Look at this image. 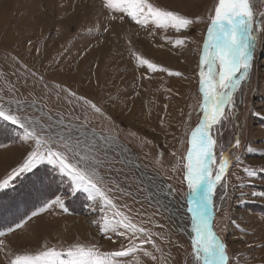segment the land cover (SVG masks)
<instances>
[{
	"label": "rangeland",
	"instance_id": "374dc122",
	"mask_svg": "<svg viewBox=\"0 0 264 264\" xmlns=\"http://www.w3.org/2000/svg\"><path fill=\"white\" fill-rule=\"evenodd\" d=\"M148 2L178 9L189 15L200 14L204 16L205 22L191 32H176L151 22L141 26L124 13L104 12V15H124V23L117 22L116 30L119 32L113 36L102 33V30L100 33L94 29L92 32L87 30L93 27V21L102 11L100 0H0V110L5 115L38 118L45 124H55L62 117L64 124H68L75 122L74 117L80 115V111L74 109L75 101L69 104L67 100L57 98L54 85H66L79 95L93 99L119 126H110L99 119L90 124L97 133L117 137L110 144L101 142L100 150L95 153L105 162L101 172L106 177L110 175L120 188L131 193L122 195L116 192L114 202L118 208H105L101 212L102 201L89 199L87 192L77 189L71 176L45 161L38 165V168L46 170L40 171L44 177L43 185L37 182L36 169H33V174L25 172L11 181L8 188L0 189V228L7 221L26 214L17 222L23 223L22 228L15 229V223L0 229L4 233L0 238L10 244L13 252L21 255L34 253L45 240L49 245H56L58 250L76 243L86 248L94 246L104 253L120 250L121 246L126 248L129 246L127 239L111 231L107 234L101 232L105 217L114 223L121 217L113 213L124 211L137 226L150 228L152 232L165 237L164 240L153 237L161 248V252L154 253L158 257L157 261L135 253L125 258L126 264H137V261L141 264H192L191 243L182 224L164 209L157 200L158 192L151 188L137 168L144 171L155 186L166 192L168 184L176 188L174 201L179 207L182 206L186 199L184 194L189 190L186 183L180 182L181 170L173 172L172 169L178 158H181V163L186 162L182 158L191 146V133L203 116L202 93L199 92V57L207 30V15L216 0ZM253 3L259 18L260 13L264 12V0H253ZM128 11L138 12V9L132 3ZM140 18L142 14L137 16V19ZM185 35L194 39L195 43L189 41L184 46H176L175 38ZM258 36L250 75L234 93L237 102L235 117L223 121L222 126H213L212 132L218 140L213 150L217 156L216 167H219L221 145L232 157L226 174L227 188L218 185L215 191L213 218L215 230L228 243L233 264H264V197L252 195L264 192V172L259 171L264 168V115H256L257 112L264 113V36L259 33ZM164 37L173 39L169 42ZM128 40H131V45ZM98 42L102 43L104 49L80 62L85 51ZM151 43L163 45L164 49L185 60V63L180 65L160 54H151V57L150 52L146 51ZM133 52L162 67L181 71L184 77L169 76L159 70L152 73L146 66L137 67ZM13 57L18 59L14 60ZM24 65L43 75L48 89L52 91L40 83H34L35 78ZM78 65L81 67L77 70L75 67ZM99 66L104 67L106 73L100 79L97 77ZM131 66L157 77H153L146 87L144 102L131 109L127 117V94L137 89L135 78L128 76ZM174 82L175 86H171ZM64 95L61 93V97ZM225 111L230 109L226 107ZM130 132L152 143H141V140L130 136ZM23 135L18 125L0 117V181L6 179L13 168L22 164L27 151L34 147L31 142L23 140ZM236 135L242 139L243 146L240 149L232 147ZM161 151L162 159L158 155ZM245 167L255 169L257 174L248 176ZM57 197L68 208V213L62 212L59 203L53 209L40 211L48 202L56 201ZM121 205L128 207L122 208ZM34 211L38 215L32 217ZM225 212L228 213L227 217L224 216ZM179 214L184 215L186 212L180 210ZM29 217H32L31 220ZM149 218L155 223H148ZM182 223L191 227L190 220ZM79 224L82 225L85 239L74 231L75 227H80ZM9 228L15 230L9 232ZM248 245L254 246L249 248ZM144 247L151 250L149 245ZM0 256V264H5L3 256Z\"/></svg>",
	"mask_w": 264,
	"mask_h": 264
},
{
	"label": "snow or ice",
	"instance_id": "6c2138e0",
	"mask_svg": "<svg viewBox=\"0 0 264 264\" xmlns=\"http://www.w3.org/2000/svg\"><path fill=\"white\" fill-rule=\"evenodd\" d=\"M132 3L135 4L138 12L128 11ZM100 8L102 11L93 21V27L87 29L89 32L94 29L97 33L102 30V33L117 35V22L123 24L124 15H104V12L124 13L141 26L151 22L160 28L166 30L170 28L176 32H191L199 24L205 22L204 16L200 14L189 15L178 9H169L149 3L148 0H100ZM140 14H142V18L137 19ZM258 33L260 36H264V12L260 13L259 18L257 17L253 0H216L213 8L208 12L207 30L200 49L198 73L203 116L196 129L191 133V146L182 158L186 162L181 163V158H178L177 164L172 169L173 172L177 169L181 170L182 179L180 182L186 183L189 190L184 195L187 200V211L191 213L190 256L192 264H233L229 255L228 243L215 230L216 224L213 218L215 191L218 185L227 188L226 174L229 171L232 157L230 153L223 150L221 145L219 167H216L217 156L213 150L217 147L218 140L214 138L212 132L213 126H222L223 121L235 117L234 109L237 102L234 93L239 89L242 81L247 80L250 75L259 39ZM154 34L150 33V35ZM164 39L171 42L173 38L164 37ZM189 41L195 43V40L188 35L176 37L175 45L184 46ZM128 44L131 45V40H128ZM162 46L158 45V47ZM132 55L138 62L137 67L146 66L152 73L159 70L169 76L184 77V73L181 71L162 67L135 52ZM13 59L17 60L18 58L13 57ZM24 68L35 78L34 83H40L45 89H48L43 75L28 69L27 65H24ZM54 88L57 98H63L69 104H73L75 101L74 109L80 111V115L74 117L75 122L64 124L61 117L55 124H45L38 118L5 115V112L0 110V117L18 125L23 130V140L34 145L27 151L24 162L13 168L6 179L0 181V189L8 188L11 181L25 172H32L33 169H36L37 182L43 185L44 177L40 175L38 165L47 161L49 165H53L61 172L71 176L77 189L87 192L89 199L102 201L101 212L105 208L117 209L118 205L114 202L116 200L115 193L120 192L122 195H131V193L120 188L110 175L106 177L102 174L101 168L105 162L95 155L100 150L101 142L110 144L117 137H113L111 134L105 135L103 132L97 133L95 128L90 127V124L93 120L99 119L110 126H119L115 124L112 116L93 99L79 95L66 85L62 86L59 83L55 84ZM48 90L52 91V89ZM166 91L170 92L171 89H166ZM61 93L65 95L61 97ZM226 107L230 111H225ZM256 115L260 116L264 113L257 112ZM241 127L243 126L241 125ZM89 133H91V139ZM129 135L141 140V143H152L147 138L141 139L135 132H130ZM242 146L241 136H234L232 147L240 149ZM158 155L161 159L163 158L162 151ZM172 155L175 156L176 153L173 152ZM236 159L239 160V157L237 156ZM109 170L111 171V168ZM244 171L250 177L257 174L255 169L247 167L244 168ZM259 171L264 172V168ZM110 184L111 186H109ZM167 189L168 191L163 193L165 197L175 198L177 189L171 184L167 185ZM252 195L264 197V192ZM56 203H59L63 213H68V208L64 206L59 197L56 198V201L48 202L40 211L53 209ZM120 207L127 208L128 206L121 205ZM128 211L130 212L131 209L129 208ZM177 212H179V208H177ZM37 215L36 211L32 213V217ZM113 215L119 216L121 219L113 223L105 217L101 232L107 234L111 231L118 237L127 239L129 246L126 248L121 246L120 250L104 253L95 249L94 246L86 248L83 244L76 243L66 249L58 250L56 245H49V242L45 240L34 253L29 252L21 255L13 252L10 244L0 238V255L3 256L5 264H126L125 258L135 253L157 261L158 257L154 253L161 252V248L153 237H158L161 240H164L165 237L161 233L152 232L150 228L137 226L124 211H116ZM224 216L227 217L228 213L225 212ZM32 217L28 219L31 220ZM147 222L155 223L151 218ZM156 226L164 227L163 225ZM22 227V222L15 224V229ZM121 228L123 230H120ZM15 229L9 228L8 231L13 232ZM180 230L183 231V229ZM3 236L4 233L0 232V237ZM144 245H149L151 250ZM253 246L248 245L249 248ZM137 264H141V262L137 261Z\"/></svg>",
	"mask_w": 264,
	"mask_h": 264
},
{
	"label": "bare ground",
	"instance_id": "6f19581e",
	"mask_svg": "<svg viewBox=\"0 0 264 264\" xmlns=\"http://www.w3.org/2000/svg\"><path fill=\"white\" fill-rule=\"evenodd\" d=\"M165 1V0H164ZM164 4V3H163ZM120 30V29H119ZM117 31V30H116ZM119 32V31H117ZM113 36H116V35H113ZM158 43H151V44H148L147 46V50L148 52H150V55L153 54V55H158L160 54L161 56L163 55L165 58H171V61L172 62H178V64H184L185 63V60H182L180 57H175L172 55L171 52H169L168 50L164 49L163 46L162 47H158ZM102 49H104L103 45L101 42H98L96 43V45L90 47L89 49H87L85 51V54L84 56L81 58L80 62H83L84 58H87V57H90V56H94V55H97L98 51H101ZM150 57V56H149ZM151 57H153L151 55ZM150 57V58H151ZM78 67H81V66H76L75 69L78 70ZM80 69V68H79ZM131 69L128 76L131 78H135V80L137 81V89L135 92H132L131 94H127L128 95V98L126 99V107H128L127 111H126V116H130L131 114V109H133L134 107H136L139 103H143L144 102V95H146V87L148 86V84L150 85L151 83V80H153L152 78L153 77H157L155 76V74L153 75H150V74H147L143 69L141 68H135V67H132L131 66ZM106 75L105 73V70H104V67H101L99 66L97 68V77L100 79V78H103L104 76ZM157 75V74H156ZM142 77H149V78H142ZM177 82V81H176ZM175 84V82L171 85L173 86ZM175 86V85H174ZM172 91V90H171ZM174 92V91H173ZM136 93H139V95H136ZM176 94V93H175ZM126 96V95H125ZM121 117V116H120ZM17 149L15 150H12L11 152L13 151H16ZM8 152V151H7ZM6 153V152H5ZM9 154V153H8ZM7 155V154H6ZM126 155V154H125ZM5 156V155H4ZM6 157V156H5ZM10 157V156H9ZM124 157V156H123ZM131 165L136 167L137 166L131 162ZM140 173L143 174V176L147 179V182L148 184L151 186V188L153 187L156 192H158V195H159V198L157 199L163 206H164V209L171 214V217L177 221H179L182 226H183V229H184V232L186 234V236L188 237V240H190V243H191V235H192V232H191V227H186L184 226V224L182 223L184 220H190L191 221V213H189L187 211V200L185 199L184 202L182 203V206L179 207L178 205H176L175 201H174V198L169 196V197H165V195L163 193H166L165 190H163V192H161V188L158 187V186H155L151 179L149 178V176L144 172L142 171L141 169L137 168ZM177 208H179V211L180 210H184L186 212V214L184 215H180L179 212H177ZM43 220V219H42ZM52 220V219H51ZM77 222V221H76ZM77 225V224H76ZM49 226V225H48ZM80 227H75V232L78 234V236H80L81 238L85 239L83 237V230H82V225H78ZM90 231V229L88 230V232ZM19 238V237H18ZM16 239V238H15ZM0 263H1V256H0Z\"/></svg>",
	"mask_w": 264,
	"mask_h": 264
},
{
	"label": "trees",
	"instance_id": "16d2710c",
	"mask_svg": "<svg viewBox=\"0 0 264 264\" xmlns=\"http://www.w3.org/2000/svg\"><path fill=\"white\" fill-rule=\"evenodd\" d=\"M40 169V171H43L44 170V168H39ZM44 171H46V170H44ZM47 173V172H46ZM31 174H33V172H31ZM30 174V175H31ZM47 175H48V173H47ZM53 176V175H52ZM54 177V176H53ZM48 179V178H47ZM49 179H51V178H49ZM54 180V179H53ZM46 183L48 184V182L46 181ZM48 187H49V184H48ZM26 214H23V215H21L18 219H16V220H9V221H7V224L6 225H4V227H1L0 229H3V228H5V227H8V226H11V225H14L15 223H17L20 219H22V217L23 216H25Z\"/></svg>",
	"mask_w": 264,
	"mask_h": 264
}]
</instances>
